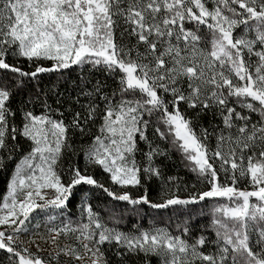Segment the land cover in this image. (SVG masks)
I'll return each instance as SVG.
<instances>
[{
    "label": "snow or ice",
    "instance_id": "obj_1",
    "mask_svg": "<svg viewBox=\"0 0 264 264\" xmlns=\"http://www.w3.org/2000/svg\"><path fill=\"white\" fill-rule=\"evenodd\" d=\"M0 177V264H264V0H0Z\"/></svg>",
    "mask_w": 264,
    "mask_h": 264
},
{
    "label": "trees",
    "instance_id": "obj_2",
    "mask_svg": "<svg viewBox=\"0 0 264 264\" xmlns=\"http://www.w3.org/2000/svg\"><path fill=\"white\" fill-rule=\"evenodd\" d=\"M183 174V173H182ZM3 178L2 177H0V188H3ZM131 222H132V220H131V218H129V221H128V223H129V226L131 225Z\"/></svg>",
    "mask_w": 264,
    "mask_h": 264
}]
</instances>
